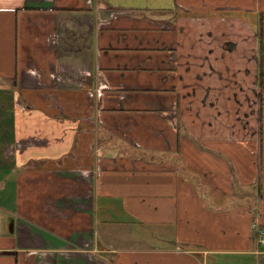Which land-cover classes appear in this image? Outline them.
<instances>
[{
    "label": "crops",
    "instance_id": "crops-1",
    "mask_svg": "<svg viewBox=\"0 0 264 264\" xmlns=\"http://www.w3.org/2000/svg\"><path fill=\"white\" fill-rule=\"evenodd\" d=\"M261 18L0 0V264H264Z\"/></svg>",
    "mask_w": 264,
    "mask_h": 264
},
{
    "label": "trees",
    "instance_id": "trees-1",
    "mask_svg": "<svg viewBox=\"0 0 264 264\" xmlns=\"http://www.w3.org/2000/svg\"><path fill=\"white\" fill-rule=\"evenodd\" d=\"M185 14L190 15V13H185ZM259 37H260V44H261L260 60H259V66H260L259 67V70H260L259 71V85H260V89H263V87H264V59H263L264 24H263L262 18L260 19ZM261 93L262 92H260V94ZM263 116H264L263 109H261L260 110V121H261V125L263 124ZM124 153L125 154H128V155H131V157H135L136 155H146L147 154V151L143 152V151H139V150H136L134 148L131 149L130 147H128L127 149H125ZM256 235L259 236L260 233L258 231H256Z\"/></svg>",
    "mask_w": 264,
    "mask_h": 264
},
{
    "label": "rangeland",
    "instance_id": "rangeland-1",
    "mask_svg": "<svg viewBox=\"0 0 264 264\" xmlns=\"http://www.w3.org/2000/svg\"><path fill=\"white\" fill-rule=\"evenodd\" d=\"M13 89H15V88H13ZM260 90H262V89H256L255 87H253L252 88V92H250V100L253 102L254 101V103H255V101L258 99V95H259V93L260 92H262V91H260ZM11 92H13V93H16V92H18V90H16L15 92L13 91V90H11ZM262 94V97H263V93H261ZM18 99V98H17ZM16 99V100H17ZM247 98L246 97H240V99H238V100H240L242 103H243V100H246ZM219 100H221V99H219ZM234 100L236 101V103H238L237 102V100H236V98H234ZM258 101H259V103H260V105L262 104V100H259L258 99ZM15 104V103H14ZM15 107V106H14ZM13 107V108H14ZM262 107H263V104H262ZM12 115H13V111H12V114H11V118H12ZM12 134H13V131H12V129L10 130V138H11V136H12ZM3 136V135H2ZM188 136V135H187ZM4 137V136H3ZM189 137V136H188ZM5 138V137H4ZM4 138L3 139H0V152H2V150H3V147H4V142H3V140H4ZM158 157H160V155H157ZM194 180V179H193ZM1 185H2V180H0V187H1Z\"/></svg>",
    "mask_w": 264,
    "mask_h": 264
},
{
    "label": "built area",
    "instance_id": "built-area-1",
    "mask_svg": "<svg viewBox=\"0 0 264 264\" xmlns=\"http://www.w3.org/2000/svg\"><path fill=\"white\" fill-rule=\"evenodd\" d=\"M257 227V224L255 225ZM260 236H261V240L260 243L264 245V231L263 230H259Z\"/></svg>",
    "mask_w": 264,
    "mask_h": 264
},
{
    "label": "flooded vegetation",
    "instance_id": "flooded-vegetation-1",
    "mask_svg": "<svg viewBox=\"0 0 264 264\" xmlns=\"http://www.w3.org/2000/svg\"><path fill=\"white\" fill-rule=\"evenodd\" d=\"M258 98H259V100H262V101H263L262 94L259 93ZM236 100H237V99H236ZM238 101H239V100H237V102H238ZM203 102H206V99H204ZM260 107H262V104L260 105ZM260 110H261V108H260Z\"/></svg>",
    "mask_w": 264,
    "mask_h": 264
}]
</instances>
